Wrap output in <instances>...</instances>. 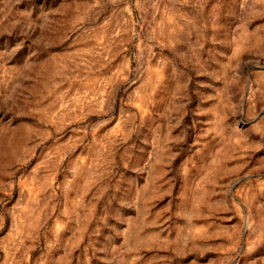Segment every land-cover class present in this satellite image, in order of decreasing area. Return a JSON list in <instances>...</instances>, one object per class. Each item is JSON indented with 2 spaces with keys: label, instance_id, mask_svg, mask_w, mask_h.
<instances>
[{
  "label": "rangeland",
  "instance_id": "374dc122",
  "mask_svg": "<svg viewBox=\"0 0 264 264\" xmlns=\"http://www.w3.org/2000/svg\"><path fill=\"white\" fill-rule=\"evenodd\" d=\"M0 264H264V0H0Z\"/></svg>",
  "mask_w": 264,
  "mask_h": 264
}]
</instances>
